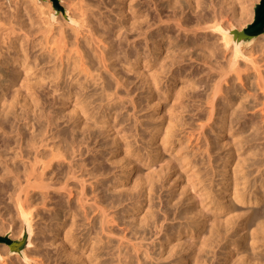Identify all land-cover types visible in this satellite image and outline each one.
Segmentation results:
<instances>
[{"label": "bare ground", "instance_id": "6f19581e", "mask_svg": "<svg viewBox=\"0 0 264 264\" xmlns=\"http://www.w3.org/2000/svg\"><path fill=\"white\" fill-rule=\"evenodd\" d=\"M64 1L75 26L17 0L21 24L0 36V233L31 232L11 264H264V38L243 49L225 33L242 3ZM65 34L72 54L49 47ZM184 114L207 122L209 150Z\"/></svg>", "mask_w": 264, "mask_h": 264}, {"label": "rangeland", "instance_id": "374dc122", "mask_svg": "<svg viewBox=\"0 0 264 264\" xmlns=\"http://www.w3.org/2000/svg\"><path fill=\"white\" fill-rule=\"evenodd\" d=\"M11 1H12V2H11ZM14 1L16 2L17 0H0V3L3 4V5H0V11L3 10V11L0 12V16H1V17H0V23H1V21H4L3 24H2V23L0 24V26H1V25H4V26H1V27H0V29H1V31H0V36H3V34L7 32V31H6V28L9 26V27H8V29H9L11 24L13 25V27H14V26H15V27H18V26L21 24L20 21H19V22L16 21V20H20V18L18 17V12H20V11H19L20 6H16V5H19V3H21V2H19V3H17V2L14 3ZM25 1H27V0H25ZM37 1H38V3H40V4H49V6H50V14H52V15L55 17L56 20H57V18H59L60 16H61V18H63V19L65 20V18H64L63 15H62V13H60V12H59V13H56V12L54 11L53 6H52V3H51L50 0H37ZM214 1H216V0H214ZM239 1H240V3H242L241 5H242L243 10H242L241 13L244 14V15H240V17L238 18L239 20H236L235 18H232V17H228V19H227V20L229 21L228 26L231 25L233 28H235V29H237V30H241V29H243L247 24H249V23L252 21V18H253V5L256 4L259 0H239ZM8 2H9V4H8ZM10 2L13 3V4H12L13 6H14V4H15V6H14V10H13V7H12V5L10 4ZM27 3H28V2H27ZM7 4H8V5H7ZM64 4H65V1H64V0H59V6L65 11L66 15L69 17V15H68L69 12H67V10L65 9V5H64ZM20 5H21V4H20ZM28 5H29V3H28ZM28 5H27V4H25V5L23 4V6L21 5V7L23 8V7L26 6L25 8L28 7V8H29L28 11H29V12H32V10L30 11V7H29L30 5H29V6H28ZM7 6H8V7H7ZM45 6H46V5H44V10H46ZM16 7H18V8H16ZM15 8H16V9H15ZM17 9H18V10H17ZM12 10H13V11H12ZM15 10H16L17 12H16ZM5 11H6V12H5ZM51 11H52V12H51ZM243 11H244V13H243ZM13 12H15V14H14ZM8 13L10 14V15H9L10 20H8V19H9V18H8V15H7ZM11 13H13V16H12ZM1 14H2V15H1ZM3 14H4V15H3ZM30 14H32V13H30ZM33 14H35V13L33 12ZM33 14H32V15H33ZM14 15L17 16V19L14 17ZM107 15H110V17H111L112 20L115 19V17H114L113 14L108 13ZM2 16H4V17H2ZM5 16H6V17H5ZM10 16H11V17H10ZM33 16H35V15H33ZM33 16H32V17H33ZM241 16H242L243 18H242ZM12 17H14V19H13ZM2 18H3V20H2ZM18 18H19V19H18ZM240 18H242V19H240ZM15 19H16V20H15ZM63 19H62V20H63ZM64 20H63V21H64ZM10 21H12V23H11ZM75 21H76V20H75ZM8 22H10L11 24H9ZM15 22H18V23H17L18 25H17ZM51 22H52V21H51ZM64 22H68V21L65 20ZM14 23H15L17 26H16ZM53 23H55V25H53V27H57V26H58V23H56V22H53ZM232 23H233V24H232ZM5 24H6L7 26H6ZM8 24H9V25H8ZM225 24H226V23H225ZM12 25H11V26H12ZM56 25H57V26H56ZM69 25H70V26H75V25L70 24V23H69ZM3 27H4V28H3ZM15 27H14V28H15ZM66 28H68V27H66ZM66 28H64V29H66ZM4 29H5L6 32L4 31ZM8 29H7V30H8ZM15 29H16V28H15ZM67 30H68V29H67ZM65 31H66V30H65ZM3 32H4V33H3ZM17 32H18V31H17ZM66 32L69 33V30L66 31ZM68 33H66V34H68ZM70 33H71V32H70ZM36 34H37L36 36H35V35H34V36H31V37H30L31 39H30V38H29V39H30V40H34L35 37H36L35 40H36L37 42H36L35 40H34V41H35L36 44H37V43H39L40 40H42V39H40V38H41L43 35H41L40 32H39V33H36ZM66 34H65V35H66ZM50 35L52 36V34H48L49 38H51V39H49V38L47 37V39H49L48 41L52 40V37H53L55 34L53 33V36H52V37H51ZM263 35H264V33L261 34V35H259V36L256 37V38L259 39V40H262V39L264 38V37H262ZM37 36H38V38H39V36H40V38L38 39ZM55 36H57V35H55ZM66 36H68V37H70V38L67 37L66 41H64V42H65V46H64L63 48H62V47L60 48V47H58V46L54 48V47H52V45H50V44H53V46H55L57 43H55V45H54V43H51V42H50V44H49V47L51 46V48H52L53 50L56 49V48H59L58 51H56L57 49L54 50L55 52H58V53H59V50H60V49H65V50H60V52H62V51H63V52H64V51L66 52V50H68L69 47H70V43L72 44V43L74 42V41H73L74 39L71 38V37H72L71 34L66 35ZM211 36H213V35H211ZM80 37H81V36H79V40H80ZM213 37H214V36H213ZM55 38H58V37H55ZM68 39H69V40H68ZM213 39H215V42L217 43L216 45H217V46H220L219 44H221V42H220L219 40H216L217 37L215 36ZM213 39H212V40H213ZM38 40H39V41H38ZM54 40H56V39H54ZM54 40H53V42H54ZM70 40H71V41H70ZM57 41H58V39H57ZM254 41H255V40H254ZM254 41H253V42H254ZM40 42H41V41H40ZM42 42H43V41H42ZM55 42H56V41H55ZM66 42H68V43H66ZM69 42H70V43H69ZM211 42L214 43V41H211ZM253 42H251L250 44L245 45V46L243 47V49H244V48L246 49V48L250 47V46L253 44ZM81 43H82V42H81ZM60 44H61V43H60ZM60 44H59V42H58V45H60ZM33 45L36 46V47L33 46V48H36V49H37V46L40 47V45H35V43H33ZM62 45H64V43H63ZM62 45H61V46H62ZM68 45H69V47H68ZM214 45H215V44H214ZM47 46H48V44H47ZM39 47H38V48H39ZM71 47H72V46H71ZM71 47H70V50H68L67 52H69V51H71V50H72V51L74 50V49H72V48H74V47H72V48H71ZM32 50H33V49H32ZM34 50H35V49H34ZM34 50H33L32 52H30L29 55H31V53H33L32 56H34V55L36 56V55H39V54H40V52H37L38 49L35 50L36 52H35ZM89 50H93V47H92V48L89 47ZM11 51H12V50H11ZM39 51H40V50H39ZM37 53H38V54H37ZM70 53L72 54V52H69V54H70ZM62 54H63V53H62ZM64 54H65V53H64ZM67 54H68V53H67ZM257 56H258V55H257ZM40 58H41V57H40ZM41 59H42V58H41ZM186 64L189 65V66L191 65V67H194V66H197V65H198V61H197V63H196V61H194V62H193V61H190V62H187ZM199 64H200V63H199ZM260 65H264V61H261V62H260ZM44 67H45V65H44ZM97 67H98V65H97ZM197 67H199V66H197ZM8 68H9V66H8ZM10 68H11V69H10ZM10 68H9V70L7 71L8 74L11 73L10 70H12V67L10 66ZM118 69H119V68H118ZM46 71H48V70L46 69ZM120 71H121L122 74L125 75L124 78L127 79L128 81H131V80H132V81H134L135 83H136V81H138V79H136L132 74H129V73H123L121 68H120ZM205 71H206V69H205ZM104 75H105V78H107V79H109V80H112L111 77H110L109 75H108V76L106 75V73H105ZM21 80H22V79H21ZM19 83H20V82L18 81V84H19ZM19 85H20V84H19ZM17 87H18V86H17ZM89 89H90V91H89ZM89 89H88L89 92H92L93 89H95V90L97 91V93H98V91H99V93H100V89L98 88V90H97V88H96V87L94 88V86L91 87V88H89ZM242 89H244V88H242ZM114 91H115V90H114ZM114 91H112V92H114ZM116 91H117V90H116ZM117 92H119L118 95H117L118 97L120 96V98H122V99H124V100L127 99L126 96H125V94H124V92H123L122 90H118ZM140 92H141V91H140ZM200 94H202V93H200ZM117 96H116V97H117ZM113 97H115V96H113ZM170 104H171V102H169V101L163 103V106H162L163 109H162V113H161V115H164V108L170 106ZM126 107L128 108V112L131 113V112H132L131 107H130L128 104L126 105ZM57 108H58V106L56 107V105L53 107V109H57ZM125 113H126V110H123V111H122V114H125ZM143 114H144V113H139V114H138V117H140V120H143L144 122H146L147 119L144 118V117H142ZM145 114H146V112H145ZM184 119L187 120V121H192V122H193L195 125H197V126H198L199 124H204L203 128L200 129V130H199V128H198V129H195L196 127L193 129V133H194V135L191 136V142H190V143H191V145H192L191 147H194V148H195V147H196V148H197V147H200L202 151H205V150H203V149H204V148L206 149V148L209 147V145H208L209 138H210L211 140H213V133L209 131V128H208L209 125H205L207 122H205L204 120L201 121V123H198L197 121H195V118L192 117V115H190V114H189V115H188V114H184ZM122 126H126V123H124ZM186 132L188 133L189 131L187 130ZM186 135H187V134H186ZM184 137H185V136H184ZM228 140H230V139H228ZM90 146H92V147H96L97 144H95V145H94V144H91ZM96 149L99 150L98 147H96ZM208 150H209V148H208ZM208 150H207V152H205V153H209ZM217 152H218L217 154L212 155L213 158L211 157V159H210V160L212 161V163H210V164H209V162H207V160L209 161V159L207 158V156H205V155H207V154H203V156L206 157V158L203 157V158H204V159H203V160H204V161H203V163H204L203 166H204L205 168L208 167L207 170L209 169V165H213V164H214V166L216 167V166L219 164L218 161H215V160H216V157L218 156V158L221 159V158L224 156L225 150L222 149V150L217 151ZM208 155H209V154H208ZM104 156H106V157L108 158V155H104ZM104 156H103V157H104ZM215 156H216V157H215ZM86 157H88V154L85 153V155H84L83 158L85 159ZM106 157H105V158H106ZM164 157L166 158V157H168V155H164L163 158H164ZM214 157H215V158H214ZM76 159H79V158L77 157ZM205 160H206V161H205ZM205 162H206V163H205ZM107 164L109 165V163H107L106 160H105V161H104V165L108 166ZM205 164H207V166H206ZM109 166H110V165H109ZM214 170H216V169H214ZM141 171H142L141 174H142V173H143V174L146 173V171L144 172V169H143L142 167H141ZM217 179H219V176L216 175V176H215V180H217ZM71 186H72V185H71ZM110 194H111V195H112V194H113V195H117V193L114 194V192H112V193L110 192ZM118 194H119V193H118ZM160 194L164 197V195H166V192L162 190V191L160 192ZM154 202H155L156 204H158L157 199H156ZM125 204H126V206H128L127 203H123V205L118 206V207H116L115 209H113V211H112V210H111V211L117 213V216L122 215V213H123V215H126V210H127L126 208H127V207L125 206ZM0 207H2V206H0ZM157 207H158V205H157ZM254 208H255V207H253V209H252V207H242V208L239 210V212H242L243 214H244V212H245V214H248V213H251V212L254 210ZM123 210H124V211H123ZM116 211H118L119 213L116 212ZM122 211H123V212H122ZM248 211H249V212H248ZM3 212H4V210H1V213H3ZM120 212H121V213H120ZM118 214H120V215H118ZM125 220L127 221V220H129V219H125ZM125 220H124L123 223L126 222ZM16 222L18 223V221H16ZM127 222H128V221H127ZM84 223L86 224L87 222L84 221ZM119 224H120V226L123 228V225H121V222H119ZM116 225H117V224L115 223L114 226L116 227ZM21 227H22V226H21ZM121 227H118V228L116 227V228L120 230ZM87 228H88L87 226L84 227V229H87ZM84 229L81 228V230H82L83 233H85V232L83 231ZM127 233H128V234H127ZM6 234H9V236H10L11 233H10V232H6V233H4V234H3V233H2V234L0 233V237L5 236ZM20 235H21V234H20ZM20 235H19V237L15 238V239H11V237H9V238H10L11 240H17V239H20ZM120 235H126V237L131 238V236H129L130 233H129L128 231H125L124 233H122V234H120ZM147 236L150 237L151 239L154 238V236L152 237V233H148ZM115 239H117V241H118V238L115 237V238H114V243L117 242ZM115 241H116V242H115ZM148 241H149V240H148ZM5 247L8 248L5 244H0V256H1V251L4 250ZM50 250H51V249H50ZM216 250H217V249H216ZM52 253H54V251H52ZM13 255H15V254H11V253L8 252V254H6V255H2L0 261H3L2 258L5 257V260H6L5 263H6V264H7V263L11 264V261H12L11 258L14 257ZM221 255H222V254H221L220 251L218 250V256H221ZM104 257H105V259L108 260V257H106V256H103V257H102L103 260H105ZM208 257H209V255H208ZM221 257H222V256H221ZM3 259H4V258H3ZM8 259H9V260H8ZM7 261H8V262H7ZM12 262H14V261H12ZM22 262H23V260H22ZM0 264H1V263H0ZM113 264H114V263H113Z\"/></svg>", "mask_w": 264, "mask_h": 264}, {"label": "water", "instance_id": "95a60500", "mask_svg": "<svg viewBox=\"0 0 264 264\" xmlns=\"http://www.w3.org/2000/svg\"><path fill=\"white\" fill-rule=\"evenodd\" d=\"M53 9L56 13H62L65 20L71 23V19L66 15L65 11L59 6V0H50ZM72 24V23H71ZM231 38L232 46H245L255 40L256 37L264 33V0H259L253 5V18L243 29L237 30L230 28V31L225 32ZM31 239L30 228L26 223H23V230L20 239L11 240L9 234L0 237V244H5L11 254L23 255V250L29 245Z\"/></svg>", "mask_w": 264, "mask_h": 264}]
</instances>
